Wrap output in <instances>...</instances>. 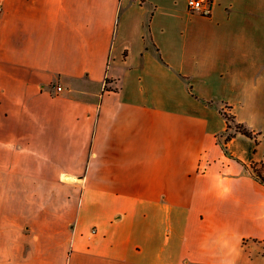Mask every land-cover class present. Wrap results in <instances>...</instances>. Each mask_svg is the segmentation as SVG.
Returning <instances> with one entry per match:
<instances>
[{
    "label": "crops",
    "instance_id": "obj_1",
    "mask_svg": "<svg viewBox=\"0 0 264 264\" xmlns=\"http://www.w3.org/2000/svg\"><path fill=\"white\" fill-rule=\"evenodd\" d=\"M210 4L0 0V264H264V0Z\"/></svg>",
    "mask_w": 264,
    "mask_h": 264
},
{
    "label": "trees",
    "instance_id": "obj_2",
    "mask_svg": "<svg viewBox=\"0 0 264 264\" xmlns=\"http://www.w3.org/2000/svg\"><path fill=\"white\" fill-rule=\"evenodd\" d=\"M142 1H145V0H142ZM225 115H226V118H227L228 128L233 127L232 126V122L235 121V116L233 114H227V113H225ZM235 128H236L237 131H240V132H242L244 134H247V135H250V136L253 134L251 130H249L246 126H244L241 123H238V125ZM233 135L234 134L231 133V132L229 134H227V136L225 138V141L222 144L226 152H228L227 143H228L229 140L232 139ZM259 180L264 183V177L261 176L259 178Z\"/></svg>",
    "mask_w": 264,
    "mask_h": 264
},
{
    "label": "built area",
    "instance_id": "obj_3",
    "mask_svg": "<svg viewBox=\"0 0 264 264\" xmlns=\"http://www.w3.org/2000/svg\"><path fill=\"white\" fill-rule=\"evenodd\" d=\"M189 6L192 10H198L205 14H209L211 12V4L210 0H188ZM0 13H1V5H0ZM62 91L61 86H57L55 93L58 94ZM258 178L261 177L260 174L256 175ZM263 177V176H262Z\"/></svg>",
    "mask_w": 264,
    "mask_h": 264
},
{
    "label": "rangeland",
    "instance_id": "obj_4",
    "mask_svg": "<svg viewBox=\"0 0 264 264\" xmlns=\"http://www.w3.org/2000/svg\"><path fill=\"white\" fill-rule=\"evenodd\" d=\"M230 114V113H229ZM238 125V122L233 121L232 122V126L235 128ZM236 129V128H235ZM254 173H256V175L260 174L261 176L264 177V163L262 164H258L254 170Z\"/></svg>",
    "mask_w": 264,
    "mask_h": 264
}]
</instances>
